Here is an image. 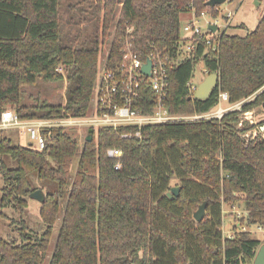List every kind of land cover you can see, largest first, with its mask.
I'll return each instance as SVG.
<instances>
[{"label":"trees","instance_id":"trees-1","mask_svg":"<svg viewBox=\"0 0 264 264\" xmlns=\"http://www.w3.org/2000/svg\"><path fill=\"white\" fill-rule=\"evenodd\" d=\"M87 1L89 10L81 8ZM206 2L79 0L68 6L70 19L81 12L80 22L90 29L72 45L60 30V0H0V116L6 109L21 119L55 118L63 110L86 115L98 73L103 66L119 65L126 38L143 57L166 49L176 58L181 15L192 8L217 15L218 5L210 8ZM109 35L108 53L99 66ZM218 42L217 52L199 47L194 56L168 68L165 105L171 113L212 111L223 92L230 104L255 94L242 109L264 110V15L246 35L224 31ZM199 62L206 74L218 75L204 100L194 99L188 88ZM54 82L65 83V104L28 91ZM238 115L231 111L220 119L147 126L140 139L130 140L120 138L122 129L96 128L92 140L86 135L80 144L74 131L55 130L41 151L1 137L0 220L7 218L3 210L11 208L20 227L15 229L18 239L0 238V264H252L262 242L237 231L244 226L264 230V142L242 137ZM258 124L264 125V119ZM112 148L122 152L119 170L106 154ZM173 178L179 194L169 198ZM38 189L44 194L39 215L46 228L34 237L23 217L30 194ZM203 202L205 216L197 222L193 214ZM232 205L242 218L228 211L235 234L227 237L219 228L223 207Z\"/></svg>","mask_w":264,"mask_h":264},{"label":"built area","instance_id":"built-area-1","mask_svg":"<svg viewBox=\"0 0 264 264\" xmlns=\"http://www.w3.org/2000/svg\"><path fill=\"white\" fill-rule=\"evenodd\" d=\"M219 7L220 5L216 8L217 15L210 14L207 10L197 13L194 8L186 13L190 19L186 22L181 21V40L178 43L176 58L172 57L166 49L161 52L151 50L147 57H143L126 38L120 50L119 65L115 69L103 66L97 75L91 98V103L94 105L92 114L87 112L84 116H74L63 110L55 118L21 119L15 111L6 109L0 116V132L16 131L20 135H25L30 141L28 145L41 151L46 147L47 137L51 136L52 131L55 130L79 132L80 129H84L88 132L89 129L96 128H109L113 131L122 129L123 132L119 133L121 139H140L142 129L147 126L186 123L211 118L220 119L228 112L238 111L237 128L242 131V137L246 141L264 142V125L260 126L253 120L256 110L242 109L244 104L253 100L251 96L230 104L227 102V93H220L216 107L207 113L173 114L165 105L168 68L185 57L194 56L199 47H203L204 52L218 51V38L230 27L234 16L233 11L226 14L224 18L227 25L221 30L216 19ZM208 14L213 18L210 22L205 21ZM210 26H215L216 30L212 32ZM129 32L130 29H127V33ZM146 59L151 62L149 75L142 70ZM57 70L60 72L59 68ZM188 88L194 93L197 87L191 85L189 81ZM145 90L148 91V95H142V91ZM136 105L145 109L150 108L151 111L146 113ZM106 154L108 158L116 160L114 169L119 170L121 150L108 149ZM232 212L236 218H242V212L238 210ZM241 232H250V230H246L244 226ZM256 232L264 236V230L261 227L257 226Z\"/></svg>","mask_w":264,"mask_h":264},{"label":"rangeland","instance_id":"rangeland-1","mask_svg":"<svg viewBox=\"0 0 264 264\" xmlns=\"http://www.w3.org/2000/svg\"><path fill=\"white\" fill-rule=\"evenodd\" d=\"M61 1V8H60V27H61V33L62 35H65L70 43L72 45H76L78 42L82 41V34L85 30L89 28V24L85 22H80L81 18H84V15L81 12H76L73 16V19L71 20V10L68 8L70 4H74L78 2L79 0H60ZM91 4L90 1H87V3L81 8H86L89 10V5ZM229 11L234 12V16L231 19V25L228 27L225 31L226 33L233 34V35H239L244 36L248 32L255 29L258 21L262 18L264 15V0H226V2L222 3L219 7V14L217 16L218 20V26L221 30H223L226 27V20L225 16ZM190 19L189 15L183 14L181 15V21L186 22ZM211 21L213 20L212 16L210 14L206 15L205 21ZM79 21V23L77 22ZM78 31V37H75V32ZM113 31V27L110 29V34ZM111 35H109L106 38V41L103 44L102 52L99 55L98 63L99 66L104 65L109 44H110ZM60 69V68H59ZM58 71V70H57ZM59 72V71H58ZM60 72H62V69H60ZM208 74H206L203 63L199 62L197 65H195L193 70V76L190 80L191 85L198 86L201 81H203ZM65 83L60 84L58 82L54 83H40L35 88L28 89L29 93H31L33 96H40V98L47 100L48 102L53 103H62L65 104L66 97H65ZM194 94V93H193ZM251 98L255 99V94L251 96ZM256 111L253 114V120L254 122H260L262 119H264V110L260 107L255 109ZM94 112V105L91 103L90 108L88 110V113L92 114ZM249 123V122H248ZM259 126V125H258ZM88 135V132L84 129H80V131L74 132V136L78 137L80 140V144L82 143L85 136ZM6 137L12 140L15 144H21L27 146L30 144V141L27 136L20 135L16 131H5L0 132V138ZM81 145H79V151H80ZM78 160V154L74 158L72 167H71V175L74 174L76 165ZM178 182L177 179L173 178L171 181L172 187H177L175 184ZM2 187V180L0 179V189ZM178 188V187H177ZM0 197H1V191H0ZM40 210V202L37 200L28 198V207H27V213L23 217L24 222L27 225V232L31 233L32 236H40L44 230L45 225L42 223V220L39 215ZM239 211L242 212L240 209H238L235 205H232L231 209L227 207H223V224L221 230L222 234L227 237H232L235 234V231L232 229V226L234 225V216L229 215L228 211ZM1 211V209H0ZM3 212L7 215V218L0 220V238H16L18 239V232L15 230L16 228L20 227L19 221L20 217L18 213L14 212L11 208L4 209ZM240 219V218H238ZM60 226V218L54 223L53 225V237L51 239L50 245L48 247L47 256L49 257L52 248L54 246L56 235L58 232V228ZM246 230H250V234H252L255 238H260V241L262 244L264 243V236L262 233L256 232L255 227H246ZM238 230L237 232H240ZM47 264V263H46Z\"/></svg>","mask_w":264,"mask_h":264},{"label":"water","instance_id":"water-1","mask_svg":"<svg viewBox=\"0 0 264 264\" xmlns=\"http://www.w3.org/2000/svg\"><path fill=\"white\" fill-rule=\"evenodd\" d=\"M224 2H225V0H207L206 6L213 8L217 5H221ZM210 30L212 32H214L216 30V27L210 26ZM150 65H151L150 60L146 59V62L144 64L142 70L147 75H149ZM217 81H218V75L217 74L207 75V77L203 81H201L199 83V85L197 86V88L193 94V98L194 99H201V100L207 99L210 96V94L212 93V91L214 90V88L216 87ZM92 132H93L92 129L88 130V136L86 138V140L88 142H90L92 140ZM173 194L175 196H178L179 188L172 187L171 190L167 193V196L169 198H171ZM29 197L31 199L37 200L40 203H42L44 201V194L42 193V191L40 189L32 192ZM205 208H206V202H203L193 214V218L195 221H197V222L202 221V219L205 216ZM252 264H264V243L258 247Z\"/></svg>","mask_w":264,"mask_h":264}]
</instances>
